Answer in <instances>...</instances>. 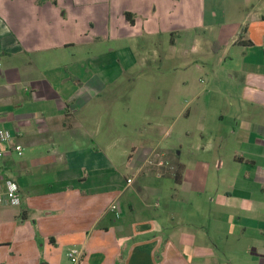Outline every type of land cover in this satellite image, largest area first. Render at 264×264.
<instances>
[{
    "label": "crops",
    "instance_id": "obj_1",
    "mask_svg": "<svg viewBox=\"0 0 264 264\" xmlns=\"http://www.w3.org/2000/svg\"><path fill=\"white\" fill-rule=\"evenodd\" d=\"M138 83L189 143H138ZM0 131V264H264V0H0Z\"/></svg>",
    "mask_w": 264,
    "mask_h": 264
},
{
    "label": "rangeland",
    "instance_id": "obj_2",
    "mask_svg": "<svg viewBox=\"0 0 264 264\" xmlns=\"http://www.w3.org/2000/svg\"><path fill=\"white\" fill-rule=\"evenodd\" d=\"M152 68V66H151ZM153 69V68H152ZM168 71V69H166ZM148 70L147 75L149 76V80L152 81V84H158L157 82L153 81L154 77H152L151 74H149ZM202 75H196L193 79L194 85L197 88V92L200 93V95H204L203 87H205V84L202 82H197V79H202ZM169 81L173 79V76L168 77ZM171 79V80H170ZM140 84V85H139ZM223 86H228L227 83H218V87L220 88V91L223 90ZM141 83H138V86L136 87V90L132 93L126 94L125 98L122 99L125 103H129L132 110L131 114H133L134 119L136 120L137 117L142 114V116L150 118V125L147 123H135V128L139 127L140 134L135 135L136 140L138 143H144L145 145L154 146L156 144H159L160 146L164 143L166 139H168L169 132L172 134L173 137H176L179 135L181 130L188 129L191 131V134H189L188 137H183L182 143H189L191 141L192 135L195 134V128H196V116L193 115V106H190L191 108L188 109V115L189 118L186 119L185 117H181L182 119H179V112L181 111V104L179 101L177 102H169V96L168 95H174V94H166L163 92H159L158 89H156L155 92H146L145 88H143ZM181 97H183V103L187 100L186 94H180ZM219 98V97H218ZM218 98L215 99L218 100ZM220 100H222L220 98ZM188 102V100H187ZM186 109H184L185 111ZM167 114L169 116V120H167L164 115ZM145 121H148L147 119ZM131 124H129L128 129L132 127ZM136 125V126H135ZM169 129L170 131L166 133V130ZM130 134V131L126 132ZM143 139V140H142ZM140 141V142H139ZM156 160V159H155ZM154 160V161H155ZM155 162H159L156 160ZM163 162V161H162ZM160 166L166 167L165 169L169 170V167L174 168L175 164L169 159V164L165 166L164 164H161Z\"/></svg>",
    "mask_w": 264,
    "mask_h": 264
},
{
    "label": "built area",
    "instance_id": "obj_3",
    "mask_svg": "<svg viewBox=\"0 0 264 264\" xmlns=\"http://www.w3.org/2000/svg\"><path fill=\"white\" fill-rule=\"evenodd\" d=\"M0 143L5 144L7 146V150H0V158L3 156L5 152H13L16 156H21L22 147L17 144H12V136L7 131H0ZM5 186L4 197L7 203L10 206H18L20 204V198L18 195V188L16 184L9 180H2ZM109 210L113 213L114 217L117 218L119 215L118 207L116 204L112 203L109 206ZM79 251L76 249H70L67 253V257L71 263L76 264L79 260Z\"/></svg>",
    "mask_w": 264,
    "mask_h": 264
},
{
    "label": "trees",
    "instance_id": "obj_4",
    "mask_svg": "<svg viewBox=\"0 0 264 264\" xmlns=\"http://www.w3.org/2000/svg\"><path fill=\"white\" fill-rule=\"evenodd\" d=\"M126 17H127L128 21H130V19L128 18V15H126ZM172 176H173L174 183H176V184L180 183V180H181V166H176V168L172 172Z\"/></svg>",
    "mask_w": 264,
    "mask_h": 264
}]
</instances>
